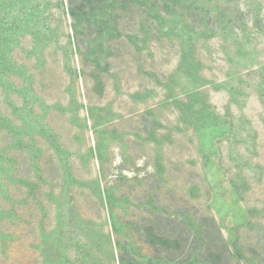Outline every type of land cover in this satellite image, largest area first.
Segmentation results:
<instances>
[{
	"label": "rangeland",
	"instance_id": "rangeland-1",
	"mask_svg": "<svg viewBox=\"0 0 264 264\" xmlns=\"http://www.w3.org/2000/svg\"><path fill=\"white\" fill-rule=\"evenodd\" d=\"M83 5L0 0V264H264V0Z\"/></svg>",
	"mask_w": 264,
	"mask_h": 264
},
{
	"label": "trees",
	"instance_id": "trees-1",
	"mask_svg": "<svg viewBox=\"0 0 264 264\" xmlns=\"http://www.w3.org/2000/svg\"><path fill=\"white\" fill-rule=\"evenodd\" d=\"M69 1V4H70V7L74 10H84V0H68ZM213 256V255H212ZM212 262H214L215 264H219L217 263L216 259H211Z\"/></svg>",
	"mask_w": 264,
	"mask_h": 264
}]
</instances>
